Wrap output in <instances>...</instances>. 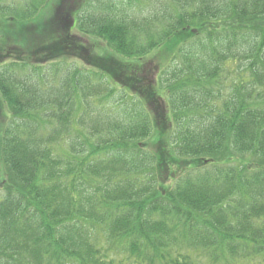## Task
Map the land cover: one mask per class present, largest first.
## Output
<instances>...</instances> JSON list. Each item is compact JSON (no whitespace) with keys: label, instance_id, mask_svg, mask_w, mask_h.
Returning a JSON list of instances; mask_svg holds the SVG:
<instances>
[{"label":"trees","instance_id":"trees-1","mask_svg":"<svg viewBox=\"0 0 264 264\" xmlns=\"http://www.w3.org/2000/svg\"><path fill=\"white\" fill-rule=\"evenodd\" d=\"M158 1L142 18L98 12L85 24L75 19L85 5L62 6L24 45L3 20L27 22L46 0H0V53L21 71L38 65L32 78L0 77L13 115L1 148L0 264H264V0ZM187 30L195 37L155 64L153 47ZM79 59L119 81L127 112L97 113L102 84L68 68ZM53 61L67 67L59 85L39 73ZM156 129L166 178L207 157L220 165L169 188L156 157L144 164L133 152Z\"/></svg>","mask_w":264,"mask_h":264},{"label":"rangeland","instance_id":"rangeland-1","mask_svg":"<svg viewBox=\"0 0 264 264\" xmlns=\"http://www.w3.org/2000/svg\"><path fill=\"white\" fill-rule=\"evenodd\" d=\"M74 3H75V6L78 3L81 4V7L85 5V8L82 10V13L80 14V11H79V16H75V19H78V18L81 19L82 21H84V24H85L84 18H87L91 16L92 14L98 13V12L99 14L100 13L109 14L111 12H113L114 14L118 13L122 15L120 17L128 18L127 20L129 21V19H138V18L145 17L149 14L151 10L153 11L156 8H158L157 6H160V2L159 1L157 2V0H143L141 4H140V0H81V1L79 0H46V2L42 4L40 8L37 10L35 16L31 18V20L27 22H18V21L6 19V20H3V23L5 26L8 27L7 30L11 31L10 36L12 38L19 37V40H21L20 42H22L24 45H27V42H30L29 39H32L33 37H36L37 35H39L43 31V29L51 22V20H59L60 17L58 14V10L60 9V7L63 6V9H62V12H63L65 11L66 8H70L69 7L70 5L72 4L74 5ZM122 12H125V14H123ZM71 17L73 18L74 14ZM84 24L78 25V28L79 26H84V28L87 27L86 26L87 24L86 25ZM193 34L194 32L192 30H187L186 32L177 34L176 36L175 35L172 36V38L170 39V41L167 42V44L157 45L158 44L157 43L153 47L154 49L149 53V55H152L155 64H158V65L166 64L167 62L171 60L174 53L182 45L186 44L191 39H193V37H195V34L194 35ZM98 42L100 43L99 46L105 47L106 45L105 43H107V40L101 39V40H98ZM7 43L12 45V44H18L19 41H15V40L9 41L8 40ZM11 45L9 46L15 47V45H12V46ZM3 46L4 45H2V47ZM5 49H8L7 46H5ZM5 54L6 53L4 52L0 53V77L4 73L9 72L15 75L16 77L19 76L18 78H21L24 71L27 72V76L30 78H32L31 75L33 76L36 75L34 74V69L38 67V65H36L37 61L28 60L30 66L25 67L26 70L21 71L20 68L17 65H15L13 61L10 60L13 58L7 57V55ZM28 57H29V54L26 51L24 57H22V55H19V53H17L16 58L22 59V58H28ZM36 57H39V56H33L31 59H35ZM179 59H181V57L177 56L175 58L173 65L175 64L177 65L179 63ZM78 61L79 62H76L74 60H69L68 68L73 72H75V70H77L78 72V68H79L80 69L79 71H81L83 74L91 75L92 78H94V82L100 80L97 85H94L95 87L101 88V84H102L101 91H102V94L106 98L105 99L106 101L103 102V104L105 103L106 110L103 109V105L101 106L98 97H96L95 103H97L98 110H99L97 111V113H103V112L104 113H107V112L114 113L117 110H120L121 112H127L126 109L128 106L127 107L124 106L122 108L120 107L121 102H119L120 100L119 97H123L122 95L123 93L121 91V86L118 85L120 84L119 81L117 79H114V82L112 81L110 82L108 81V78H105L104 76L100 75V73H96V71H94L90 66H88L87 65L88 63L85 62L84 60L79 59ZM24 64L26 65V62H24ZM42 64L43 65L39 67V70H40L39 73L43 77H45L44 79L46 80V82L49 84L55 83L56 85H59L56 82L61 79V73L65 71V69L67 68V67L64 68L65 66L63 65V62L60 63L58 61H53L51 63H47V64L42 63ZM169 67L170 66H167V72H169ZM32 81L34 82V80ZM130 96L131 95L128 96L129 99H131ZM127 101L131 103L132 108L130 107V109L134 110L133 101L128 100V99ZM0 107H1L0 109V183H2L4 180L6 181V178H7L6 163L4 162L3 157L1 155L2 138H3L4 131H5L4 129L7 123L12 119L13 115L12 114L10 115V113L12 112H10L9 106L6 103L5 98L2 97L1 95H0ZM93 107L94 106H92V108L90 109L93 110ZM115 116L123 117L125 116V114L116 113ZM159 132L160 131L157 129L154 132H150L145 138L140 140L139 142L140 145L137 148L134 147L133 149V152H135L137 155L140 156L141 159H143L144 164L148 162L147 161L148 156L154 155L156 157V160H154L156 162V170L158 168L157 166L158 159H159V162L162 159V156L159 151V142L156 140ZM165 140L167 141V137L165 138ZM169 141L173 143V140L169 139ZM177 156L181 158H185V157L178 155V153H177ZM228 157L234 162V164H229V165H235V166H238L239 168H242L241 166L242 160L238 159L236 155H229ZM205 159L206 161H204V163H200L198 168L191 170L193 172L192 174L185 173L186 172L185 170L182 174L179 173L175 175L174 178H169V179L166 178V176L163 175V173L165 172L168 175L173 170L170 169L171 171L170 170L164 171L166 170L164 167H159V169L157 170L159 181H162L163 184L171 188L173 184H175L176 181L180 177H186L188 175H196V173H202V171L205 169L214 170L216 169L217 164L220 165L219 162L217 161L218 159L216 158L207 157ZM252 164H254L255 166H258V163L254 158H253ZM172 168H175V167L172 166ZM3 192H5V188L3 189L2 187H0V195ZM101 243L106 244V240H101ZM110 257L111 256L108 253L103 254V258H105L106 260H109ZM260 261H261V257H258L252 262L254 264H258Z\"/></svg>","mask_w":264,"mask_h":264}]
</instances>
